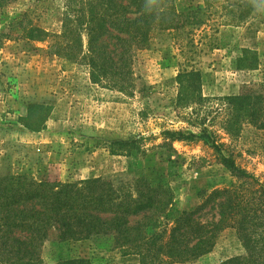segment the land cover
Returning <instances> with one entry per match:
<instances>
[{"label":"rangeland","instance_id":"rangeland-1","mask_svg":"<svg viewBox=\"0 0 264 264\" xmlns=\"http://www.w3.org/2000/svg\"><path fill=\"white\" fill-rule=\"evenodd\" d=\"M65 1L12 0L0 6V177L26 175L61 183L101 178L123 191L143 179L168 198L164 217L144 232L141 244L147 249L146 243L165 241L177 218L201 204V195L237 183L207 145L165 141L162 132L196 131V114L189 121L183 117L191 109L180 115L174 109L175 77L181 69L200 72L201 94L208 102L198 116L215 117L209 126L213 130L220 125L214 99L237 95L243 85L264 83V0H179L184 6L200 5L206 26L193 42L183 35L154 36L133 56L126 90L113 78L91 79L85 38L73 60L51 53ZM29 26L49 36L29 41ZM242 49L257 54V70L236 68ZM222 142L239 167L264 179V132L245 126L238 138ZM216 214L206 210L200 221H216ZM246 254L234 230L227 228L210 253L188 264H222ZM75 258L90 264H140L137 253L128 255L110 236L74 243L60 242L52 232L43 242V264Z\"/></svg>","mask_w":264,"mask_h":264},{"label":"trees","instance_id":"trees-1","mask_svg":"<svg viewBox=\"0 0 264 264\" xmlns=\"http://www.w3.org/2000/svg\"><path fill=\"white\" fill-rule=\"evenodd\" d=\"M9 1L4 0L0 6ZM178 1L66 0L61 31L53 36L51 53L73 60L74 53L82 51L85 38L83 54L91 79L113 78L116 86L126 90L133 56L147 48L154 36L175 39L183 35L193 42L196 32L206 26V12L200 5L184 6ZM25 36L29 41L42 42L49 35L29 26ZM235 65L237 69L255 71L258 56L242 49ZM175 85L176 113L185 114L191 109L183 118L190 121V116L196 114L198 124L196 131L187 133L165 130L164 140L207 145L237 183L201 195V204L177 218L165 241H151L143 249L145 230L164 217L168 205L165 193L145 180L137 178L123 191L101 178L61 183L26 175L0 177V264H43L41 247L52 232L58 241L74 243L93 236H110L113 244L128 255L137 253L140 264H188L210 253L218 234L227 228L234 230L247 254L222 264H264V179L239 167L222 142L224 138H238L245 126L264 132V83L243 85L237 95L213 100L219 130L209 128L215 117L208 121L198 116L208 102L201 94L200 72L193 68L179 70ZM38 107L30 105L29 109ZM212 209L217 211V220L201 222L206 210ZM139 216L140 221L132 225L131 220ZM55 264L90 262L75 258Z\"/></svg>","mask_w":264,"mask_h":264}]
</instances>
